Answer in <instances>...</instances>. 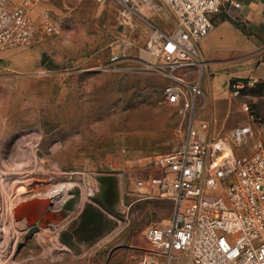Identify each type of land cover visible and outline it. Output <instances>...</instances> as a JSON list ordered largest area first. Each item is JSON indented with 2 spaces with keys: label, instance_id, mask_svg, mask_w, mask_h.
I'll return each instance as SVG.
<instances>
[{
  "label": "rangeland",
  "instance_id": "rangeland-1",
  "mask_svg": "<svg viewBox=\"0 0 264 264\" xmlns=\"http://www.w3.org/2000/svg\"><path fill=\"white\" fill-rule=\"evenodd\" d=\"M155 4L158 13L142 8L143 16H122L124 8L114 2L38 0L29 7L31 20L38 24L46 12L57 33L25 51H0V174L10 177L1 184L0 216L12 185L20 187V211L30 210L29 227H20L11 246L14 262L125 264L150 250L144 229L169 219L167 200L131 204L135 181L155 173L152 158L178 146L186 132L187 120L163 98L161 62L144 52L153 27L166 34L175 28L168 8ZM234 101L256 115L264 111L257 96ZM235 117L236 125L245 119L239 112ZM199 127L212 132L207 123ZM252 130L243 151L264 143V127ZM105 178L114 188L104 194ZM63 186L73 196L67 209L46 207L40 199ZM85 189L87 198L78 200ZM83 213L99 222L83 225ZM72 239L67 251L55 249Z\"/></svg>",
  "mask_w": 264,
  "mask_h": 264
},
{
  "label": "built area",
  "instance_id": "built-area-1",
  "mask_svg": "<svg viewBox=\"0 0 264 264\" xmlns=\"http://www.w3.org/2000/svg\"><path fill=\"white\" fill-rule=\"evenodd\" d=\"M37 1L0 0V51H23L57 33L48 13H42L38 24L31 20L29 7ZM93 1L117 3L124 8L122 16H143L142 8L158 13V1L175 21L171 34L153 27L144 52L161 62L163 98L187 120L186 132L178 146L152 158L155 173L135 181L138 193L131 203L167 200L172 211L164 223L144 229L150 250L125 264H264V143L256 141L249 154L243 151L253 127H264V111L256 115L242 102L244 121L217 138H209L193 124L203 97L199 43L213 30L214 18L238 9L239 1ZM118 59L113 55L110 63ZM192 73L196 75L191 77ZM260 84L249 77L230 81L228 88L233 99L248 100L256 97L248 92ZM257 98L264 100V94ZM13 254H5L1 263L20 264L13 261ZM23 262L30 263L31 258Z\"/></svg>",
  "mask_w": 264,
  "mask_h": 264
},
{
  "label": "crops",
  "instance_id": "crops-1",
  "mask_svg": "<svg viewBox=\"0 0 264 264\" xmlns=\"http://www.w3.org/2000/svg\"><path fill=\"white\" fill-rule=\"evenodd\" d=\"M238 1V9H230L214 18L213 30L198 46L202 62L199 84L203 97L198 101L201 112L196 113L193 124L199 130V126L207 123L212 129L211 134L205 133L209 138L227 133H217V130L228 128L225 131L229 132L236 126V112L241 113L239 107L234 106L235 101L229 92L230 81L253 77L264 83V0ZM195 75L192 73L191 77ZM204 118L207 120L202 121ZM102 188L104 194L113 190V180H102ZM97 222L96 215L83 213V225L86 223L92 228ZM75 244L73 239L71 242L62 240L61 246L67 251L66 245Z\"/></svg>",
  "mask_w": 264,
  "mask_h": 264
},
{
  "label": "bare ground",
  "instance_id": "bare-ground-1",
  "mask_svg": "<svg viewBox=\"0 0 264 264\" xmlns=\"http://www.w3.org/2000/svg\"><path fill=\"white\" fill-rule=\"evenodd\" d=\"M33 148H30V156L34 157L33 155ZM34 172V171H33ZM26 175V174H25ZM28 175V174H27ZM39 175V174H38ZM38 177V176H35ZM34 181H39L41 178H31ZM10 180V177H8L7 174L3 173L0 174V188H2L1 184H4ZM42 180H44L42 178ZM45 181V180H44ZM86 188V187H85ZM9 195L7 197V204H6V212L5 214H2L0 216V258H4L5 254L11 252L14 253V249L11 248V246L17 244V240H20V227L26 226L29 227L30 223L27 219L28 211H20V187L11 186L10 190L8 191ZM69 188L63 186L58 187L57 189L53 190L51 193L46 194L44 199H40L37 197H32L31 199H40L42 202H44L45 206L48 207L51 210L54 211H60L64 210L66 208L67 203L69 202L70 196H69ZM83 195V199L87 196L86 189L83 190V193L80 192L78 196V200H80L82 197L80 195ZM77 200V202H78ZM32 201V200H30ZM82 203V202H81ZM40 205V204H39ZM43 205V204H41ZM77 205V204H75ZM2 204L0 205L1 208ZM78 208H81V204L77 205ZM32 211V210H31ZM35 213V212H34ZM37 214V213H35ZM26 217H24V216ZM38 215V214H37ZM23 217V218H22ZM34 217V216H33ZM22 230V229H21ZM55 249L57 250H64V247L57 246ZM2 259H0V264Z\"/></svg>",
  "mask_w": 264,
  "mask_h": 264
},
{
  "label": "trees",
  "instance_id": "trees-1",
  "mask_svg": "<svg viewBox=\"0 0 264 264\" xmlns=\"http://www.w3.org/2000/svg\"><path fill=\"white\" fill-rule=\"evenodd\" d=\"M248 93H250L252 96H259L261 94H264V87L261 86V84H260V86H258L257 89L251 90ZM104 198H105V195H104Z\"/></svg>",
  "mask_w": 264,
  "mask_h": 264
}]
</instances>
